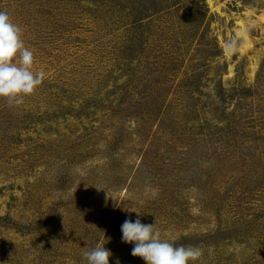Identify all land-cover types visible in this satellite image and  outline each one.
<instances>
[{
    "label": "rangeland",
    "instance_id": "1",
    "mask_svg": "<svg viewBox=\"0 0 264 264\" xmlns=\"http://www.w3.org/2000/svg\"><path fill=\"white\" fill-rule=\"evenodd\" d=\"M0 10L48 74L0 98V264H86L101 242L145 264L122 242L138 214L192 264H264V0Z\"/></svg>",
    "mask_w": 264,
    "mask_h": 264
},
{
    "label": "clouds",
    "instance_id": "2",
    "mask_svg": "<svg viewBox=\"0 0 264 264\" xmlns=\"http://www.w3.org/2000/svg\"><path fill=\"white\" fill-rule=\"evenodd\" d=\"M23 32L7 11L0 10V98H6L9 106L23 104L24 98L33 94L48 75L45 70L33 71L35 55L26 46ZM233 44L229 42V51L233 50ZM139 215L121 225L122 242L134 245L132 256L142 258L145 264H192L200 259L201 248L176 246L162 239L156 225L142 223ZM104 245L101 242L82 253L86 264H109L113 254ZM115 264L120 261L117 259Z\"/></svg>",
    "mask_w": 264,
    "mask_h": 264
},
{
    "label": "bare ground",
    "instance_id": "3",
    "mask_svg": "<svg viewBox=\"0 0 264 264\" xmlns=\"http://www.w3.org/2000/svg\"><path fill=\"white\" fill-rule=\"evenodd\" d=\"M240 33H241V35L245 36V33H244V32H242V30H241V32H240Z\"/></svg>",
    "mask_w": 264,
    "mask_h": 264
}]
</instances>
